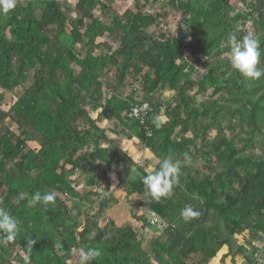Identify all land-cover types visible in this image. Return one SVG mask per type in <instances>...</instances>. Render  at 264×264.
<instances>
[{"label": "trees", "instance_id": "obj_1", "mask_svg": "<svg viewBox=\"0 0 264 264\" xmlns=\"http://www.w3.org/2000/svg\"><path fill=\"white\" fill-rule=\"evenodd\" d=\"M74 1L70 21L58 0H16L15 9L0 13V209L19 221L14 241L4 242L0 234V264H69L71 250L80 247L101 250L91 264H209L225 246L232 254L235 236L246 231L259 242L256 248L247 240L257 253L248 261L253 264L264 243V77L245 78L224 53L230 34L251 35L261 45L264 68V0H235L245 12H237L233 0H169L183 24L172 38L148 35L161 18L144 11L150 0H131L134 8L113 16L108 13L117 0ZM105 37L116 49L97 43ZM78 45L84 57L76 53ZM187 55L207 61L197 80ZM129 80L141 84L143 100L123 94ZM27 82L3 111L5 93ZM210 90L209 98L197 100ZM164 92L173 99L161 101ZM144 103L152 108L144 122L130 118L131 109ZM162 111L167 120L159 124ZM7 121L17 133L2 129ZM103 121L113 127L102 128ZM108 132L137 139L158 160L154 170L167 157L179 162V183L170 197L157 201L145 190L140 177L147 167ZM104 166H116L118 188L145 198L148 211L167 224L149 250L130 225L99 226L116 203L96 191L95 173ZM78 174L90 190L84 195L77 190ZM37 191L54 192L55 203L29 207ZM97 196L103 198L97 211L84 215L80 203ZM185 205L200 215L185 221ZM134 218L150 227L144 217ZM32 239L37 242L28 247Z\"/></svg>", "mask_w": 264, "mask_h": 264}, {"label": "rangeland", "instance_id": "obj_2", "mask_svg": "<svg viewBox=\"0 0 264 264\" xmlns=\"http://www.w3.org/2000/svg\"><path fill=\"white\" fill-rule=\"evenodd\" d=\"M64 7H66V9L69 10V13L68 14V17H69V21L71 19H73L76 14L74 12H72L75 8V5H76V2L74 0H58ZM104 1V0H103ZM248 2H250L251 0H247ZM231 4L235 7L236 11L237 12H245V9L246 7L241 4L240 2H236L235 0H233L231 2ZM131 8H134V4L131 0H117L114 4H113V8L112 10L108 13L109 16H113L115 13L116 14H119V15H122L126 10L128 9H131ZM144 11L146 13H151V14H160L161 15V18L158 20V24L153 26L152 28H150L149 30H147V33L148 35H151V36H154V37H157L160 35V34H166L168 37L172 38V37H176L179 33V31L183 28V24H182V20H181V14L180 12H176L172 9V7L169 5V0H156V1H153V0H150V4L148 5V7H146L144 9ZM101 12H96V15L98 16H101L100 14ZM103 21L106 22V23H110V19H108L107 17H102ZM239 30L240 29H243V26L242 25H239L238 26ZM247 27H250V24H247ZM249 31H250V28H249ZM248 31V32H249ZM190 41V38H188V40L186 42ZM110 43V46L113 48V49H116L117 47V43L113 42L110 38L108 37H105V38H100L97 40V43ZM100 49L97 50V54L100 53ZM103 51H105V49L103 48ZM76 53L79 54L81 57H84L85 54H86V50L82 48V46L78 45L76 47ZM188 59H189V62L194 66V75L192 76L193 79L197 80L198 78H200L202 75H204L206 72H207V68L205 65H207V61L206 60H201L199 62H196L195 61V58L191 57L190 55H187ZM146 71V70H145ZM129 85L127 86V88L123 91L124 95H132V94H135V98L138 100V101H141L143 100L144 98V93L140 91V87H141V84L138 82V83H131V80H129ZM30 86V83L27 82L26 84H24L23 86L17 88L16 90H14L13 92H10V93H5V99H4V102L2 104V110L3 111H9L10 108L16 103L17 99L19 98L20 95L23 94V92ZM195 92L193 91L192 94H194ZM212 93V91H208L207 92V96L205 97H199L197 100L200 102L202 101L203 99H207L210 97V94ZM172 94H170L169 92H164V94H162V98H160L161 101H166L168 99H170V101L173 99L172 98ZM169 101V102H170ZM96 115L97 114H92V116L94 118H96ZM166 118L164 117V114H163V111H162V114L161 116L158 118V123L161 124L163 122H166ZM101 127L106 129V130H110L112 127H113V123L112 122H106V121H103L101 123ZM7 128H11L14 130L15 133L16 130L12 127V124L7 121L4 125H3V128L2 129H7ZM109 136L110 133H109ZM113 137V136H111ZM120 139H123V140H127V138L125 137H119ZM138 141V140H137ZM140 143V142H139ZM140 145L142 146V144L140 143ZM30 146L32 148H35L37 147V145L35 144H30ZM143 147V146H142ZM136 156L135 157H140L139 154H142V156L145 157L146 154V150L143 149V150H140V151H137L136 153ZM132 156V155H131ZM143 163V164H142ZM139 165L141 164V166H146L148 168V171H152L151 170V166L153 165L152 164V161H150V163L148 164V162H143L140 161V163H138ZM117 171H118V168L116 166H111V167H102L100 168L98 171H96L95 175L97 177L100 178V187L102 186L103 188L102 189H97V190H105L106 189V186L104 188V186L102 185L105 184L104 182V179L105 177L103 176V172L105 174L106 177H109L110 178V181L112 179H118V176H117ZM109 178H107L109 180ZM78 180V185L79 187H77V190L79 191V193H81V195H84L86 193H88V191H90L89 189H87L84 185V181H85V177H83L81 174H78L76 175V178ZM119 190H122V189H119ZM104 193V192H103ZM102 196H97V197H92L90 199V202H81L80 204V211L85 213L84 215H89L90 217L97 211V208L99 207V203L102 201ZM145 200V199H144ZM128 202L131 203L129 201L128 198H125V200H123L121 202V206H120V209L122 210L123 212V216L119 217L121 220H119L118 222H115L116 220H118L116 218V220H114L115 218L114 217H117V216H114V215H110L108 214V210L111 209L112 205L104 212V215L103 217L100 219V224L99 226L101 228H103L106 224H108L109 222H114L116 224V226L120 227V226H126L127 224H129V220L128 219H125L123 218L124 215H125V212L128 214V215H131L132 213V217L134 218V216H137V214L139 216H142L144 217L147 221L149 220V214H148V208H147V205H145L144 207L142 208H139V209H134V212L131 208L130 205H128ZM145 203H147V200H145ZM69 205V203H68ZM127 215V216H128ZM84 218H81V221L83 223L84 221ZM114 220V221H113ZM141 225L140 226H135V228H132L137 230V232L139 233L140 232V229H141V234L139 233V238L142 242V247L143 249L145 250H149L150 248V242L152 239H155L158 235H157V231L154 230L153 228L151 229L150 227H147V230L143 231L142 232V228L141 226L143 225V221H140ZM136 227H139V228H136ZM151 239V240H150ZM244 255H242L240 257V259L243 260V263L247 264V262L249 260H253L254 259V254H257L256 252L253 253V250L251 248L247 249L245 248V252L243 253ZM15 257V255H14ZM69 264H79L78 262V258L73 256L72 255V259L68 262ZM12 264H18L16 261L12 260ZM210 264H215L214 261H212Z\"/></svg>", "mask_w": 264, "mask_h": 264}, {"label": "clouds", "instance_id": "obj_3", "mask_svg": "<svg viewBox=\"0 0 264 264\" xmlns=\"http://www.w3.org/2000/svg\"><path fill=\"white\" fill-rule=\"evenodd\" d=\"M16 0H0V13L8 14L15 9ZM230 50L224 53L229 58L231 67L237 70L245 78L256 81L264 77V68H260V43L251 35H244L238 39L235 33L230 34L228 38ZM158 126V125H157ZM185 160H190V157L185 153ZM137 175L135 167H131L130 179H135ZM180 168L179 162L174 161L172 157L164 158L159 165V168L154 171H148L141 176V182L147 192L159 201L162 198H167L172 195L174 186L179 183ZM25 194H21L20 198L24 199ZM54 192L41 193L37 191L31 195L28 201V206L33 207L37 204H42L45 207L55 203ZM200 215V212L195 210L191 205H185L180 211V216L189 221ZM19 233V221L11 215L7 210L0 209V234L4 242L14 241ZM37 241L35 239L28 240V247H32ZM62 247L60 243L55 245ZM72 255L78 258L79 264H91V262L102 255L99 248H73Z\"/></svg>", "mask_w": 264, "mask_h": 264}, {"label": "crops", "instance_id": "obj_4", "mask_svg": "<svg viewBox=\"0 0 264 264\" xmlns=\"http://www.w3.org/2000/svg\"><path fill=\"white\" fill-rule=\"evenodd\" d=\"M107 135H108L109 139L116 140L118 145H119V147H120V149L123 150L125 153H127V155L135 163L138 164V163H140V161L143 162V160H144V162L147 161L148 164H149L150 161H152V164H153L151 166L152 167L151 168L152 171L154 170V168L158 164V160L153 156V154L149 150H147L146 148L142 147L140 145L139 141H137V139L133 138L132 140H128V139L127 140H123V139H120V138H118V137H116V136H114L112 134H110V135L113 136V137L109 136V132L107 133ZM143 149L146 150V154L147 155H145V157H144V156H142V154H139L140 157H138V158L135 157L136 156L135 153L137 151H140V150H143ZM147 171H148V168H147ZM107 178H109V177H107ZM104 181H106V182H104L105 184L102 183L104 188L106 186V189L104 190V192H106L107 195H109V196H111V197L116 199V203L114 205H112L111 209L108 210V214L117 216V217H114L115 218L114 220H116V218L118 219L119 217L123 216V212L120 209V206H121V202L123 200H125V198H128L129 201L131 202V203L128 202V205L131 206L133 212H134V209H139V208H142V207H144L146 205L145 200H144L145 198H143L142 196H139L138 194H130V195H128V193L124 189L119 190L121 188H118V182H119L118 179L115 178V179H112L110 181V178H109V180L107 179V180H104ZM102 188L103 187L101 186L100 189H102ZM127 215L128 214L125 212V215L123 217V218L129 220V222H128L129 224H127V225H130L133 228H135V226H140L141 225L139 220H137V219L132 217V213H131V215H128V216ZM137 217L139 218V217H142V216H139L137 214ZM121 219L119 218L115 222H118ZM120 227H123V226H120ZM136 228H139V227H136ZM141 228H142V232L147 230V228H143V225L141 226ZM135 231L137 232V230H135ZM139 233L141 234V229H140ZM157 235L159 236L160 234L157 233ZM247 240H248V242H250V244L254 245L256 248H260L259 247V242L257 240H255V238L252 239V237L249 236V232L246 231V232H244L241 235L235 236V245H234L232 254L230 253L229 247L225 246V247H223L221 249V251L216 255V257L212 261H214L215 264H245V263H243V260L240 259V257L242 255H236L235 252L239 248H244V249L247 248V249H249L250 247H249V244L247 243ZM247 264H248V262H247Z\"/></svg>", "mask_w": 264, "mask_h": 264}, {"label": "built area", "instance_id": "obj_5", "mask_svg": "<svg viewBox=\"0 0 264 264\" xmlns=\"http://www.w3.org/2000/svg\"><path fill=\"white\" fill-rule=\"evenodd\" d=\"M152 112V108L148 103H144L141 106L133 107L131 109L130 118H135L141 120V123L144 122L146 116ZM148 135H150L148 133ZM99 194H103V196H108L104 190H96ZM104 192V193H103ZM149 220L148 223L150 227L154 228L158 233H163L167 227V224L163 222L159 216L154 212H148ZM253 264H264V243L260 249L259 254L256 256L255 262Z\"/></svg>", "mask_w": 264, "mask_h": 264}]
</instances>
